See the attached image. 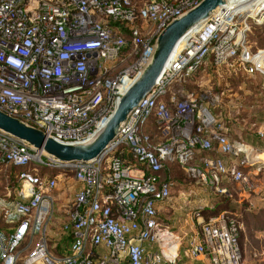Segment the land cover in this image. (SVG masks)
<instances>
[{"label": "built area", "instance_id": "1", "mask_svg": "<svg viewBox=\"0 0 264 264\" xmlns=\"http://www.w3.org/2000/svg\"><path fill=\"white\" fill-rule=\"evenodd\" d=\"M200 1L0 0V109L63 142L91 139L147 65L161 31ZM261 27L264 0H227L180 41L154 88L93 162H61L0 129V166L14 167L23 187L14 231H0V264H17L15 252L35 234L25 264L55 262L47 224L52 194L68 173L79 188L63 225L70 253L53 257L63 264L173 261L184 241L161 223L159 210L178 184L177 169L222 199L237 191L264 196V152L253 156L249 143L232 139L213 111L220 96L201 84L208 67L264 75V46L250 40ZM239 218L222 210L200 222L185 256L243 264ZM99 247L106 251L96 262Z\"/></svg>", "mask_w": 264, "mask_h": 264}, {"label": "rangeland", "instance_id": "2", "mask_svg": "<svg viewBox=\"0 0 264 264\" xmlns=\"http://www.w3.org/2000/svg\"><path fill=\"white\" fill-rule=\"evenodd\" d=\"M250 40L254 47L264 46V27L253 29V32L250 34ZM201 80L202 86H207L208 90L220 96V103L213 111L217 118L228 128L233 140L246 141L245 139L249 133L264 137V75L257 74L249 76L243 70L238 69L237 66L231 69V71L223 69L219 72H215L214 69L208 67ZM252 147L254 151L251 154L255 156V152L258 149L254 146ZM48 173L54 174L56 172L49 171ZM15 174V168L11 166H0V208H2L3 204L19 198L23 187L19 181L16 182ZM174 174L177 182L187 179L186 174L181 169H177ZM74 182L76 180L73 174L68 173L63 178H60L55 191L57 192L58 189L61 190L60 188L66 184H74ZM242 193L244 195H256L255 199L257 200H255L254 208L264 207V202H262V197H260L258 191ZM244 195H240L238 191L235 193V197L242 200L244 199ZM191 215L193 216V214ZM58 222L60 220L56 218V214L55 216H49L46 242L52 256V261H56L53 257H59L58 248L60 246H57L58 242H56V237L53 234L60 227ZM258 224L255 227L254 225H249L248 227L243 226V238L241 240L243 264H264V219L261 218ZM164 225L172 228L170 224ZM195 226L198 225L195 223ZM39 237V234H35L20 244L18 251L15 252L19 254L17 264L25 263L29 254L34 250ZM39 264L48 263L40 262Z\"/></svg>", "mask_w": 264, "mask_h": 264}, {"label": "water", "instance_id": "3", "mask_svg": "<svg viewBox=\"0 0 264 264\" xmlns=\"http://www.w3.org/2000/svg\"><path fill=\"white\" fill-rule=\"evenodd\" d=\"M227 0H201L183 15L172 20L158 35L153 54L141 73L119 101L106 122L89 140L63 142L21 118L0 109V129L24 141L32 149L42 151L65 163L93 162L103 157L120 133L130 113L138 107L156 85L180 41L201 22L209 19Z\"/></svg>", "mask_w": 264, "mask_h": 264}, {"label": "crops", "instance_id": "4", "mask_svg": "<svg viewBox=\"0 0 264 264\" xmlns=\"http://www.w3.org/2000/svg\"><path fill=\"white\" fill-rule=\"evenodd\" d=\"M261 156L263 157L264 154H261ZM186 178V180L183 179L181 182H178L177 186L173 190L171 199L165 204L161 205L159 210V220L161 223L163 225L170 224L176 237H179L184 241L177 257L173 261H168L165 264H212L210 259L206 256H199L198 258L193 259L186 257L184 254L188 241L191 238L199 235V223L205 221L204 214L206 211L216 210L219 208V206H221L222 210H230L238 214L241 218L243 226H245V223L242 219L244 206L248 205V210L253 209L255 206V200H257L255 199L256 195H244L243 193H239L240 195H244L243 200L235 197V194L232 197H228L231 198V202L234 207L237 205L236 208H233L223 204V200L225 198L222 199V197L212 190L206 187L197 186L193 181L188 179L187 176ZM227 183L229 185L231 184L229 182ZM78 188V183L74 182V184H66L62 186V188H60L61 190L58 189L57 192L54 190L52 194L54 198V204L51 215L55 216L56 214V218L60 220V222H58L60 227L58 228L57 232L53 233L56 237V242H58L57 246L59 245L62 248L59 257L70 253L72 237L63 231V225L69 221L74 197ZM258 194L260 197H262V202H264V196L261 193ZM213 206L214 208H211ZM191 214H193V216ZM216 215L209 216V219ZM195 223L198 226H195ZM242 238L243 227L241 240ZM154 249L158 250V247L154 246ZM67 250H69V252H67ZM105 251L106 250L104 247H99L94 250V258L96 262H98L100 255H102ZM52 264L63 263L61 261H55Z\"/></svg>", "mask_w": 264, "mask_h": 264}, {"label": "trees", "instance_id": "5", "mask_svg": "<svg viewBox=\"0 0 264 264\" xmlns=\"http://www.w3.org/2000/svg\"><path fill=\"white\" fill-rule=\"evenodd\" d=\"M246 142L249 143L250 145L256 147L258 150L264 152V137L258 134H251L246 137ZM127 158L130 159V155L126 156ZM12 167V166H11ZM14 168V167H13ZM16 182H18L17 175L15 174ZM14 201H11L9 203L3 204L2 208H0V231H4L7 234H11L15 226L17 225L18 221V216L14 213ZM223 204L236 208L232 204L231 198H227L223 200ZM222 210V207L219 206L218 209L212 210V211H206L204 214L205 220L209 219V216L211 215H216ZM264 219V207L262 208H253L251 210H248V205L244 206V213H243V221L245 223V227L247 226H253L259 225L258 223L260 222V219ZM241 220V218H239ZM242 222V221H241ZM258 227V226H256ZM242 234V233H241ZM61 246L58 248V254L60 255L61 253ZM69 252V250H67Z\"/></svg>", "mask_w": 264, "mask_h": 264}, {"label": "bare ground", "instance_id": "6", "mask_svg": "<svg viewBox=\"0 0 264 264\" xmlns=\"http://www.w3.org/2000/svg\"><path fill=\"white\" fill-rule=\"evenodd\" d=\"M204 22H205V21H203V22H201L199 25H197V26L195 27V29H197V28H199L201 25H203ZM183 43H184V42H182V43L180 44V46L178 47L177 50H179V49L181 48V46L183 45ZM173 252H176V251H173Z\"/></svg>", "mask_w": 264, "mask_h": 264}]
</instances>
